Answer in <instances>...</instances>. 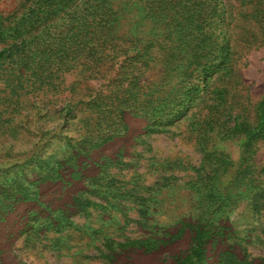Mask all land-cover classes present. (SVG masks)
<instances>
[{
	"label": "rangeland",
	"instance_id": "1",
	"mask_svg": "<svg viewBox=\"0 0 264 264\" xmlns=\"http://www.w3.org/2000/svg\"><path fill=\"white\" fill-rule=\"evenodd\" d=\"M263 100L264 0H0V264H264Z\"/></svg>",
	"mask_w": 264,
	"mask_h": 264
},
{
	"label": "trees",
	"instance_id": "2",
	"mask_svg": "<svg viewBox=\"0 0 264 264\" xmlns=\"http://www.w3.org/2000/svg\"><path fill=\"white\" fill-rule=\"evenodd\" d=\"M263 107H264V100H263ZM197 234H198V237H202L201 236V231L200 230H197V232H196ZM201 239H203L204 240V238L202 237ZM199 252H197L200 256H202V250H198Z\"/></svg>",
	"mask_w": 264,
	"mask_h": 264
}]
</instances>
